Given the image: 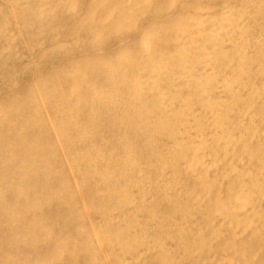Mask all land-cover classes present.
Here are the masks:
<instances>
[{
  "label": "rangeland",
  "instance_id": "obj_1",
  "mask_svg": "<svg viewBox=\"0 0 264 264\" xmlns=\"http://www.w3.org/2000/svg\"><path fill=\"white\" fill-rule=\"evenodd\" d=\"M7 1L0 0V264H264V226L253 228L254 221L246 227L248 215L242 211L241 221L231 225H221L212 216L217 201L229 199L240 173L247 168L260 171L262 138L261 144L248 143L256 153L245 157L240 167L234 162L238 169L230 177L225 164L219 163L206 175L210 176L206 185L196 183L195 174L173 189L167 178L158 179V164L145 162L161 144L131 135L132 116L141 102L135 99L134 86L143 82L146 91L151 84L134 64L138 51L148 47L156 52L144 60L152 66V75L165 70L164 53L190 39L198 19L203 20L199 31H212L223 10L222 0ZM263 1L250 0L259 6L254 11L251 7L256 20L264 19ZM14 10L18 19L12 17ZM211 15L218 16L212 20ZM20 21L29 25L19 33L15 24ZM251 111L259 117L262 108ZM252 118L247 119L248 126L257 120ZM257 121L254 124L261 128ZM125 143L131 144L126 153ZM106 204L117 212L108 211ZM263 204L261 199L257 210L264 215ZM116 238L118 244L113 242Z\"/></svg>",
  "mask_w": 264,
  "mask_h": 264
},
{
  "label": "bare ground",
  "instance_id": "obj_2",
  "mask_svg": "<svg viewBox=\"0 0 264 264\" xmlns=\"http://www.w3.org/2000/svg\"><path fill=\"white\" fill-rule=\"evenodd\" d=\"M237 1H239V0H237ZM248 1L250 2V0H248ZM248 1L247 2L245 1L244 4L242 1L241 2H235V3L232 2L233 3L232 4L229 0H222V2H223L222 9L223 10L219 16L217 15L218 19H216L217 16L215 18V16H213V15H211L212 18L209 17V19L211 18L212 20H213V18L216 19V20H214L215 25L213 24L212 31L206 32V30H204V29L199 31L198 29L202 28L201 26L203 25V20L200 21L201 18L198 19L199 24L197 22L198 25L197 24L196 25L198 27H197L196 33L195 32L194 33L199 37V39H195V37H194L195 34L190 35L192 37L190 39H189V37H187L188 38L187 41H184L182 39L184 42L183 41L180 43L178 42L179 46L175 49L174 52H171L168 54H167V52L164 53L165 58L162 60V62H165V64H167V65H165L166 66L165 70L160 69L158 72H156L155 74L152 75V73H153L151 70L152 66L151 65L148 66L147 63L145 65V61H144L147 59V57H145L146 55L153 53V52L149 51L150 49L148 47L143 48L142 50L138 49L141 51H138V57H137V59H134L135 60L134 64H136L143 72L142 78L147 79L148 81H151V84H150V86H148L146 91L144 90V88L142 89L143 82H139L134 86L137 90L135 99L137 101L140 100L141 102L139 103L140 110L138 112L136 111L134 113V115L136 117L134 115L132 116L134 121H133L131 128L134 131H133V134H131V135L137 139H142L143 141H146V142H151L153 144H156L158 142L161 144V145L159 144L160 147L158 148V151H156L154 154H151L145 162L147 164H150V165L158 164V166H159L158 167V176H157L158 179L161 180V182H164L165 179L167 178V180H169L170 183L174 184V186L172 187L173 189H178L181 185L184 184L185 181H187L189 178L195 176V174L196 175L198 174V176L196 178H194L196 183H203L204 185H206L208 183L209 177H210L209 176L207 179L206 175L215 165L218 167L219 163L225 164V175H229L228 177H230V174L234 173L236 171V169H238L235 166L236 164L234 165V162H237L238 167H240L239 163L244 162L245 157L251 158L253 156L254 152L256 153V150L254 151V149H252L251 147L248 146V143H250V142L252 143L253 140H257L258 143H260V144L263 142L262 146L259 144L260 148H258V149L259 150L261 149L262 156H261V154H259V156H261V158L258 161L261 164V166L262 165L264 166V19L260 21V19L258 18L259 20H256V17L253 16L254 13H252L251 7L254 8L253 9V11H254L255 8L256 9H257V7L259 8V6L257 5L258 3L253 4V2L248 3ZM9 2H10V0H9ZM201 3L202 2H200V4ZM245 3H248V4H245ZM263 3H264V1H263ZM204 4L206 5V3H204ZM10 5H11V3H10ZM254 5H256V6H254ZM262 6H264V4ZM215 7H217V4ZM45 8H46V6H45ZM14 11H13L14 16H12V17L14 19L15 18L18 19L17 18L18 15H16L17 14L16 10H14ZM199 12H201V11H199ZM10 13H12V12H10ZM259 14H261V13H259ZM262 14H264V13L262 12ZM11 15H13V14H11ZM177 15H178V12H177ZM8 16L9 15H7V17ZM203 18H204V16H203ZM168 22H170V21H168ZM25 24L29 25V23H27V21H26V23L24 21H22L21 23L17 22V24H15L16 25L15 30L17 29V31L19 33L22 32L24 27H25ZM186 24L187 23H185V25ZM187 26H188V24H187ZM246 26H247V28H245ZM181 27H182L181 31L185 32V30H186L185 27L184 26H181ZM188 27H187V30H188ZM208 27H210V26L208 25ZM194 28H196V27H194ZM25 32H26V29H25ZM162 33L159 35H162ZM14 34H15V32H14ZM15 35H17V33ZM159 35H158V37H160ZM155 36H157V35L155 34ZM153 37H154V35H153ZM158 37H156V38H158ZM181 37H182V35H181ZM138 40H140V39H138ZM145 42L149 43L148 40H145ZM159 42H162V38H161V41H159ZM156 43L158 44V42H156ZM173 44L171 46H173ZM147 45H149V44H147ZM176 45H175V47H176ZM159 46L160 45H158L157 48H159ZM130 47H132V44H130ZM166 48L167 47H165V49ZM159 51L160 50H158V52ZM155 53H153V54L155 55ZM159 53H161V51ZM165 54H167V55H165ZM121 55H122V53H121ZM154 55H152V56L155 57L156 55L155 56ZM158 56H162V55H158ZM122 57H123V55H122ZM157 58L160 59V57H157ZM156 60H155V62H156ZM157 64H159V62ZM129 65H131V63ZM138 67H136V68H138ZM154 70H155V68H154ZM37 71L39 72V70H37ZM14 74H16V73H14ZM76 86H77V83H75L72 88L75 89ZM136 100H134V101H136ZM40 101H41V99H40ZM259 106L262 108V112L260 114H258L259 117H257V111L253 112V111H251V109H254V108L257 109V107L259 108ZM131 108L132 107H130V109ZM117 109H119L120 112L122 113V111H121V110H123L122 107L119 108V106L117 105ZM74 114H76V113H74ZM121 115H123V114H121ZM116 117H118V116H116ZM129 117H131V116H129ZM252 117L257 118V120H259V126H261V128L258 127L257 124H254L255 121H256V123H258L257 120H255V121L252 120V122H254V123L249 125V126L247 125V123H248L247 119L252 118ZM109 118H107V120ZM122 118H123V116H122ZM254 118H252V119H254ZM73 119H75V118H73ZM117 119H119V117ZM112 120H113L112 122L115 121L114 119H112ZM113 124H114L113 126H115V123H113ZM127 124L130 125L131 123H127ZM134 124L138 125L137 129H135ZM117 125H116V127H117ZM128 125L126 128H128ZM130 126H129V128H130ZM142 129L144 130L143 133L141 132ZM261 138L263 139V141L261 140ZM166 139H168L170 141V143L164 142V140H166ZM259 141H262V142H259ZM137 142H139V141L137 140ZM256 144L257 143H255V145ZM130 148H131V144L125 143L123 151H125V153H126L127 151L130 150ZM135 148H136V146H135ZM256 155L258 156V154H256ZM256 155H254V157ZM252 159H250L249 161L251 162ZM132 162H133V160H132ZM129 167H131V165ZM223 167H224V165H223ZM262 167L260 168V171L258 169L257 172L251 171L249 168H247V169L245 168L246 171L242 172V174L240 173V177H238L239 179L237 178L238 179V182L236 181L238 183L237 186L234 187V185H233L234 189H232V192L230 189L232 187V184H231V187L228 188L231 192L229 199L228 198L225 200L220 199L219 201H217V204H216L215 208L213 209L212 216L214 219H217L221 225L222 224L223 225H231L235 221H238V222L241 221L240 219H238V213H239V211H242V212H246L248 215V218H247L248 223L246 222L247 223L246 227L248 225L251 226L252 223H254V221H257L256 222L257 224L253 225V228L262 226V229H263L264 215L260 214L261 211L259 212L257 210L258 203L261 201V199H264V172L262 170ZM126 169L127 168H124V171ZM167 170H170L172 172V174L166 175ZM129 171H131V170L129 169ZM217 171L215 172L216 174L218 173ZM223 173H224V171H223ZM72 175H73V172H72ZM125 175H127V173ZM236 175H239V173ZM178 176H179V178H178ZM220 176H222V172H221ZM234 176H235V174H234ZM223 178H224V176H223ZM210 181H212V178L210 179ZM217 181H219V179ZM149 182H151V181H149ZM216 184H217V182H216ZM222 184H219V185H222ZM77 185H78V183H77ZM200 186H201V184H200ZM212 186H213V184H212ZM217 186H215V188H218ZM77 187H79V186H77ZM202 187H203V185H202ZM223 188H224V186H223ZM123 189L126 190L127 188L123 187L122 190ZM125 190H123V191H125ZM210 190H212V187ZM111 191H112V189H110L106 192L108 195H110L112 193ZM126 192H128V190H126L125 193ZM145 192H146V190H145ZM176 192H178V191H176ZM195 192H196V190H195ZM223 192H222V194H223ZM179 193H180V191H179ZM82 196H83V194H82ZM182 196H184V195H182ZM125 197H126V195L124 194L121 198L124 199ZM210 197H211V195H210ZM220 197H221V195H220ZM80 200H82V199H80ZM91 200H93V199H91ZM131 201L133 202V200H131ZM81 202L85 204L87 202V199H83ZM104 207L110 212L111 211L117 212V209L114 208L112 205L110 206V205L106 204V205H104ZM170 207H172V206H170ZM123 209H122V211H123ZM263 210H264V208H263ZM147 211H148V209H147ZM139 213L141 214V212H139ZM246 213H244V214H246ZM196 215L198 216L199 214H196ZM204 215H205V213H204ZM86 216H87V214H86ZM98 216H100V215H98ZM244 217H246V216H244ZM168 219H169V217H168ZM88 220H89V217H88ZM117 220H118V218H117ZM146 220H148V219H146ZM212 221H214V220H212ZM216 221H215V223H216ZM88 224H89V222H88ZM119 224H121V223H119ZM240 224L238 226L242 225V224L241 225ZM193 226H194V224H193ZM217 227H219V226H217ZM246 227H244V228H246ZM251 227H250V229H251ZM93 229L96 230V226ZM99 229H100V227H99ZM207 229H204V230L206 231ZM250 229H248V230H250ZM171 230H173V229H171ZM216 230H217V228H216ZM236 230L239 231L238 228ZM236 230L234 229L233 232L235 233ZM149 231L150 230H148V232ZM244 232H246V231H244ZM92 234H93V232L91 233V235ZM97 234L94 236H96V238L99 240V236ZM99 235H100V233H99ZM249 235H250V233H249ZM94 236H93V238H94ZM125 238L127 239V237H125ZM90 239H91V237H90ZM254 240H255V238H254ZM113 242L114 243L116 242L117 244L119 243L117 238ZM262 242L264 244V236L263 235H262ZM158 245H160V244H158ZM258 245H259V243H258ZM167 248H169V247H167ZM157 249H158V247H157ZM260 249H261V247H260ZM106 252L107 251H105V253ZM245 254H246V252H245ZM102 255H103V253H102ZM253 259L257 260V258H252V260ZM259 259L260 258H258V260ZM109 262H111V261H109ZM178 262H179V260H178ZM107 263L108 262H106V264Z\"/></svg>",
  "mask_w": 264,
  "mask_h": 264
}]
</instances>
